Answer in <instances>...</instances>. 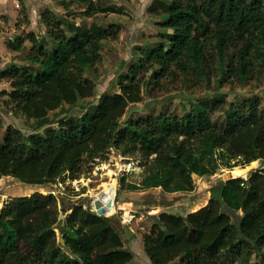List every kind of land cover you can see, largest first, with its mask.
I'll use <instances>...</instances> for the list:
<instances>
[{"label":"trees","instance_id":"1","mask_svg":"<svg viewBox=\"0 0 264 264\" xmlns=\"http://www.w3.org/2000/svg\"><path fill=\"white\" fill-rule=\"evenodd\" d=\"M19 2L16 22L29 23L23 0ZM48 11L40 18L53 47L46 48L33 32L5 43L8 51H21L25 40L31 42L24 57L30 64L8 63L0 69V81L10 86L0 90V104L13 116L31 119L33 132L4 126L0 114V179L57 184L65 175L76 177L85 158L114 148L137 154L144 163L138 182L120 177L121 189L159 187L165 193H184L194 189L197 178L213 176L218 168L264 161V108L258 98L228 109L220 127L203 102L192 103L181 116L160 112L120 123L128 106L142 100L140 84L149 71L157 69V79L186 76L188 61L204 69L210 61L209 41L220 66L233 48L227 76L247 77L254 61H264V0H153L147 13L165 15L162 25L169 31L118 79L119 92L101 94L91 111L60 117L56 127L40 134L35 131L51 123L50 111L95 95L94 82L83 73L97 62L101 41L115 40L120 32L114 24L96 22L73 30V24L58 16L51 19ZM110 12L124 14L120 6L91 0L83 15ZM64 22L68 35L61 28ZM57 195L36 192L3 204L0 264L132 263L134 252L125 247L113 216H99L90 205L77 202L59 209V201L70 195ZM60 214H65L64 220ZM142 245L150 264H229L223 258L231 256L247 264L252 252L264 248V168L246 178L219 180L210 187L207 204L186 216L160 213L143 233Z\"/></svg>","mask_w":264,"mask_h":264},{"label":"rangeland","instance_id":"2","mask_svg":"<svg viewBox=\"0 0 264 264\" xmlns=\"http://www.w3.org/2000/svg\"><path fill=\"white\" fill-rule=\"evenodd\" d=\"M91 0H25L23 4L31 8L27 10L29 23L21 21L17 23L18 12L21 9L19 0L9 2L6 9H0V57L4 60L8 53L6 41H11L17 36L25 37L33 32L35 36L44 42L46 48L53 47L54 40L47 34L46 26L41 21V13L48 9L49 16L63 18L66 23L88 29L92 22L102 26L114 24L120 28L119 36L113 40L110 38L101 41L102 50L97 62L86 68L83 77L92 80L95 84V95L90 98L79 99L75 106L69 107L63 104L61 107L48 113L50 124L35 131L44 133L46 127H56L60 117H78L86 111H91L97 104L99 96L103 93L119 92L118 79L125 78L131 66L137 60L145 57V52L154 48L160 39V34L167 30L162 24L165 15L151 16L146 9L153 0L144 5V0H94L104 6H120L124 14L99 13L92 17L83 15L87 4ZM16 4V5H15ZM33 8V9H32ZM55 15V17H54ZM65 22L61 25L65 33L68 30ZM207 44L209 60L204 69L199 68L188 61V73L182 76L168 75L156 78L157 69L149 71L141 81L140 91L142 100L130 104L125 114L120 119L124 125L130 118L158 115L160 112L181 116L190 110L192 103L203 102L210 109L211 119L215 126L224 124L226 111L244 104L249 98L261 100V109L264 108V61H254L250 74L244 79L235 76H227V66L233 60V48L227 51L226 58L220 66L215 53ZM31 42L25 40L21 51H9L7 62L15 64H30L24 57L30 51ZM213 54V57L210 55ZM6 63V65L8 64ZM34 69L37 65H32ZM4 66L0 65V69ZM10 90L9 83L0 81V90ZM0 96V101L2 100ZM0 114L4 120V126L12 124L24 133L33 132L32 120L22 116H13L9 109L0 104ZM139 162L141 164L139 165ZM235 162V161H234ZM239 174H234L233 169L218 168L213 176L197 178L194 189L191 192L165 193L161 188H150L140 191H127L120 187V177L126 175V181L138 182L144 169V163L137 154H122L114 148H109L100 155L85 158L80 172L76 177H62L57 184L29 185L19 180L6 176L0 179V208L3 204L15 196H29L33 193L54 194L66 193L70 197L60 200L58 208H67L74 202L84 206L92 204L96 195L102 190L104 182L114 181L116 185L115 211L110 215L114 218V224H119V231L125 243V247L134 252V260L131 264H150L143 251L142 235L148 231L151 225L157 221L160 213L167 212L175 215L186 216L205 206L210 198V187L219 180L228 176L248 177L257 169L264 168V161L256 159L249 164L239 165ZM78 195H73L76 194ZM58 196V195H57ZM68 210L66 214L69 212ZM134 216L131 223H126L127 216ZM65 214L59 218L64 220ZM109 216V217H110ZM229 264H242L233 256L223 258ZM246 264V263H245ZM247 264H264V248L259 252H252Z\"/></svg>","mask_w":264,"mask_h":264},{"label":"water","instance_id":"3","mask_svg":"<svg viewBox=\"0 0 264 264\" xmlns=\"http://www.w3.org/2000/svg\"><path fill=\"white\" fill-rule=\"evenodd\" d=\"M245 178V177H243ZM115 207V198L110 197L107 200L103 201L101 196L94 198L91 204V209L99 216H110L111 214H107V212ZM64 216H61L63 218Z\"/></svg>","mask_w":264,"mask_h":264},{"label":"bare ground","instance_id":"4","mask_svg":"<svg viewBox=\"0 0 264 264\" xmlns=\"http://www.w3.org/2000/svg\"><path fill=\"white\" fill-rule=\"evenodd\" d=\"M234 174H239V168L235 167L234 168ZM115 193H116V185L114 183V181H110V182H104L102 185V190L99 194L96 195V198L101 196V199L103 201L107 200L110 197H115ZM115 211V207H113V209L109 210L107 212V214H111Z\"/></svg>","mask_w":264,"mask_h":264},{"label":"crops","instance_id":"5","mask_svg":"<svg viewBox=\"0 0 264 264\" xmlns=\"http://www.w3.org/2000/svg\"><path fill=\"white\" fill-rule=\"evenodd\" d=\"M14 1V3H15V0H13ZM18 1V0H17ZM23 1H25V0H23ZM9 2H12V0H0V9L2 10V8L3 9H5V10H7L6 9V7H7V5L9 4ZM148 2H149V0H144V5H146V4H148ZM16 5V4H15ZM33 9V8H32ZM27 10L29 11V13H31V8H27ZM8 50V49H7ZM7 54H9V51H8V53ZM7 54H5V56H4V60H1V57H0V65L1 66H5L6 65V63H8L7 62V59H8V57H7ZM6 177V176H5ZM3 178V177H2Z\"/></svg>","mask_w":264,"mask_h":264},{"label":"built area","instance_id":"6","mask_svg":"<svg viewBox=\"0 0 264 264\" xmlns=\"http://www.w3.org/2000/svg\"><path fill=\"white\" fill-rule=\"evenodd\" d=\"M52 193H53V192H52ZM53 194H54V193H53ZM55 195H56V194H55ZM133 218H134V216L129 215V216L126 217L125 222H126V223H131V221L133 220Z\"/></svg>","mask_w":264,"mask_h":264}]
</instances>
